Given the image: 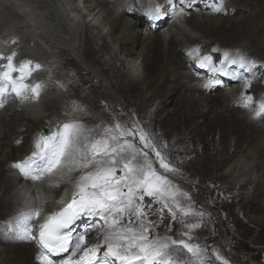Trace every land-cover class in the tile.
Instances as JSON below:
<instances>
[{"label": "bare ground", "instance_id": "6f19581e", "mask_svg": "<svg viewBox=\"0 0 264 264\" xmlns=\"http://www.w3.org/2000/svg\"><path fill=\"white\" fill-rule=\"evenodd\" d=\"M214 5L211 12H188L183 25L153 29L136 13L127 12L124 3L121 9L117 1L0 0V50L8 44L19 47L23 56H30L24 61L31 60L35 65L43 60L46 69L38 78L50 82V89L44 90L37 103L21 105L14 101L0 109V220L22 209L57 211L63 206L59 203L62 199L67 202L66 190L69 194L72 190L68 180L56 186H50L47 178L22 184L11 162L31 151L33 135L45 134L70 119H79L89 128L103 127L118 119L114 111L118 107L122 123L129 117L139 118L159 141L182 151L173 150L181 158L172 157L184 176H196L201 166H207V174L214 172L219 188L230 189L242 204L240 209L234 202L226 204L231 231L264 243L252 228L238 230V216L251 210L257 215L248 222L260 228L258 234L264 230L259 213L264 212V117L254 119L246 110L233 106L243 80L207 93L188 66L193 55H202L203 48L198 44L207 49L214 43L235 45L245 57L264 60V0H214ZM81 46L89 55L102 53V59L90 62ZM36 49L41 50L40 56ZM252 49H259L260 57ZM82 60L86 64H80ZM3 63L6 61H0ZM50 67L56 75L53 81ZM69 68L74 69L76 80L70 77L72 71L67 72ZM209 76L214 77L212 73ZM263 78V72L255 78L248 76L251 87L246 93L259 95ZM73 105L82 110L73 113ZM43 128H48L47 132H42ZM223 136L228 137L225 143ZM185 138L197 147L196 152L186 155L187 150L181 149ZM186 158L190 159L187 163ZM145 202H149L147 197ZM169 220L165 210L160 233ZM87 235L89 244L97 241L95 229ZM261 246L264 248V244ZM219 248L215 245L212 251L222 254ZM38 253L32 243L16 245L0 236V264H39ZM204 260L207 264H223L215 254H208Z\"/></svg>", "mask_w": 264, "mask_h": 264}, {"label": "snow or ice", "instance_id": "6c2138e0", "mask_svg": "<svg viewBox=\"0 0 264 264\" xmlns=\"http://www.w3.org/2000/svg\"><path fill=\"white\" fill-rule=\"evenodd\" d=\"M165 11L156 5L145 14L159 19ZM16 55L14 50L6 56L0 53V60L6 61L0 64V106L6 94L21 99L31 94L35 99L42 90L39 82L25 83L41 65L36 63L33 67L31 60L16 64ZM255 63L243 55L232 57L225 52L220 68L204 62L200 66L225 76L235 75L238 81L243 80L244 88L249 89L251 79H244L243 73L229 71L225 66L238 65L254 77ZM252 100L250 94L242 97L245 107H250ZM78 110L82 108L73 105L72 112ZM261 114H264V102L255 111L257 117ZM33 147L32 154L15 165L26 178L34 181L47 178L50 186L63 180L72 184L70 194L68 190L65 192L67 202L62 199L59 203L63 206L39 225L38 237L30 225L17 229L20 238L39 244L41 264H55L52 256L70 249L71 254L62 264H207L204 260L208 255L207 247L190 242L191 232L202 226V219L187 222L190 217L202 218L204 212L193 207L189 193L157 170L158 166L164 173L180 171L165 151L166 142L159 141L139 118L129 117L123 123L114 118V123L96 128L87 127L79 119H70L49 129L46 135L38 136ZM184 200L188 203H182ZM165 210L170 221L161 234L158 229ZM40 214V208H32L22 212L18 219L34 221ZM82 219L91 223L83 232L75 234L74 226ZM172 222L181 225L182 238L168 235ZM93 229L97 231V241L85 246L86 236ZM78 252L79 256L73 259ZM214 254L217 260L229 264L219 252Z\"/></svg>", "mask_w": 264, "mask_h": 264}, {"label": "rangeland", "instance_id": "374dc122", "mask_svg": "<svg viewBox=\"0 0 264 264\" xmlns=\"http://www.w3.org/2000/svg\"><path fill=\"white\" fill-rule=\"evenodd\" d=\"M98 23H101V22L98 21ZM215 37H217V35H215ZM83 39H84V37H83ZM107 39L110 40V38H107ZM221 39L224 40L226 38H221ZM232 41L235 42V37L232 38ZM238 42H240V41L238 40ZM253 51H254L253 54H255V55L258 54L256 56L260 57L259 49H255ZM82 52H83V55L90 62H92L93 60L98 62L100 59H102L100 57L103 55L102 53H100L98 55H89L86 51V47H85V52L87 53V55L85 54L83 47H82ZM80 62H81L80 64H83V65L86 64L85 60H82ZM64 71H66V69H64ZM71 71H72V73H70ZM67 72L70 73V77H72L73 80H76V77L74 76V69L69 68V69H67ZM60 81L64 82L63 80H60ZM60 81L58 80V82H60ZM66 83L64 82L63 84H66ZM60 84H62V83L60 82ZM158 102H159V100H158ZM117 108L114 111H115V113L119 119L120 116L118 114ZM246 132L248 133L249 131H246ZM29 134H31V132ZM234 134H236L235 135V137H236L237 133H234ZM213 136H214V134H213ZM221 138L224 140V143H225L227 141L226 139L228 137L223 136ZM177 139L179 141V138H177ZM186 139L187 138H185L184 141L182 140L183 145H182L181 149L187 150L186 155L192 153L193 151L196 152L195 150L197 147L195 145H193L192 141H190L189 139H187V140ZM240 139L243 140V137H240ZM243 142L244 141H241V144ZM183 146L186 149L183 148ZM168 149H171V151ZM173 150L176 152L181 151L177 147H172L171 145L166 146V149H165L166 153H169L168 156L170 157L171 162L174 165H176V162H174L172 156L176 157L177 154L174 155L176 152H174ZM197 150H199V149H197ZM200 150H202V149H200ZM150 155H151V153H150ZM186 155H184V156H186ZM178 156H179V154H178ZM178 156H177V158H178ZM179 158H181V156H179ZM183 159L184 158H182V160ZM177 160L180 161V159H177ZM189 161H190V159H188V158L185 159L186 163ZM246 161L250 163L251 159L247 158ZM186 163H185V165H186ZM177 168L180 169V167H178V166H177ZM157 170L163 174L168 175V177L170 179H172L174 183L176 182L175 184H177L178 186L181 185V187L180 186L179 187L182 190L185 189L183 191L190 194V196L192 198L191 202L193 204V207L197 211L202 210L204 212V216L202 218L190 217L187 219L188 222H196L197 219H202V226L191 232V236H192L193 241L191 240L190 242L199 243L201 246L207 247L208 254H212V255H214V252L212 251L213 247L215 245L219 246L221 248V251H222V254L220 253V255L223 256L225 259H227L229 261V264H238V263H241V264H264V248L261 246V244H264V243H260V242L257 243L256 241H254V238L252 239V237H250L249 240L246 239L245 237H238L237 235H234V233H236L237 231L232 232L231 229L229 228L230 217L226 216V215H228L227 211H225L226 204L229 201L234 202L237 209H240L242 207V204L237 203V197L234 196V193L230 189H227L225 187L219 188L218 184H216V182L214 181V178H215L214 172L212 174H207V172H206V170H208L207 166H205V167L201 166L200 170L196 172L197 173L196 176L191 177V174L189 176L187 174H186V176H184L183 175L184 172L183 173L182 172L164 173L163 170L159 169L158 166H157ZM231 196H233V197H231ZM208 204H210L211 206L210 205L208 206ZM246 212H244L243 214L238 216V218H239L238 220L241 221L239 223V227H240V225H241V227L238 230H240L244 227L252 228V231L255 233V236L261 235L264 238V230L262 231V234H258L260 231L259 230L260 228L257 226V228L255 229L253 222H248L249 220H251L252 217H255L257 215V213L252 211V210L246 211ZM259 213H261V215L263 216L262 219L264 221V212H259ZM247 215H249V216H247ZM4 217H6V216H4ZM167 225H169V224H166L165 228L163 227L164 231L161 234H164ZM182 231H183V229L179 223H177V222L173 223L172 222L171 232H169L168 235H171L174 238H182V237H180V233ZM184 255H187V254L185 253ZM235 262H237V263H235ZM219 263H221V262L219 261Z\"/></svg>", "mask_w": 264, "mask_h": 264}, {"label": "clouds", "instance_id": "9594fccd", "mask_svg": "<svg viewBox=\"0 0 264 264\" xmlns=\"http://www.w3.org/2000/svg\"><path fill=\"white\" fill-rule=\"evenodd\" d=\"M189 12H191V11H189Z\"/></svg>", "mask_w": 264, "mask_h": 264}]
</instances>
